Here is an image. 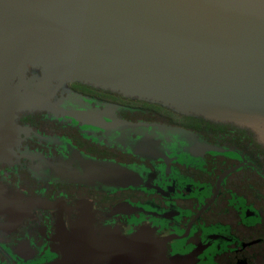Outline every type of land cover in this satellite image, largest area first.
Listing matches in <instances>:
<instances>
[{
  "label": "flooded vegetation",
  "instance_id": "1",
  "mask_svg": "<svg viewBox=\"0 0 264 264\" xmlns=\"http://www.w3.org/2000/svg\"><path fill=\"white\" fill-rule=\"evenodd\" d=\"M41 75L29 67L30 86ZM51 101L102 120L17 113L22 132L0 155V264H56L81 217L114 243L139 234L158 241L168 263L264 264V153L244 127L82 82L63 84ZM85 163L139 180L76 181Z\"/></svg>",
  "mask_w": 264,
  "mask_h": 264
},
{
  "label": "water",
  "instance_id": "2",
  "mask_svg": "<svg viewBox=\"0 0 264 264\" xmlns=\"http://www.w3.org/2000/svg\"><path fill=\"white\" fill-rule=\"evenodd\" d=\"M29 67L42 74L31 86ZM51 81L53 93H40ZM70 82L246 127L264 145V0H0L1 156L22 132L18 112L102 120L52 103ZM74 178L117 187L139 180L103 163H85ZM71 228L56 264H173L140 234L114 243L96 237L86 217Z\"/></svg>",
  "mask_w": 264,
  "mask_h": 264
},
{
  "label": "trees",
  "instance_id": "3",
  "mask_svg": "<svg viewBox=\"0 0 264 264\" xmlns=\"http://www.w3.org/2000/svg\"><path fill=\"white\" fill-rule=\"evenodd\" d=\"M79 83H81V82H79ZM192 116H196V115H192ZM197 117H201V116H197ZM244 128H245L246 131L250 132L255 137V139L258 141L257 135L252 130L247 129L246 127H244ZM258 143H259V145L261 147V152L264 153V145L261 142H259V141H258Z\"/></svg>",
  "mask_w": 264,
  "mask_h": 264
},
{
  "label": "rangeland",
  "instance_id": "4",
  "mask_svg": "<svg viewBox=\"0 0 264 264\" xmlns=\"http://www.w3.org/2000/svg\"><path fill=\"white\" fill-rule=\"evenodd\" d=\"M41 89H43V88H41Z\"/></svg>",
  "mask_w": 264,
  "mask_h": 264
}]
</instances>
